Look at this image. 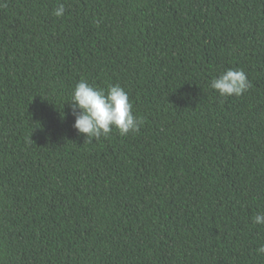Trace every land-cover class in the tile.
Returning a JSON list of instances; mask_svg holds the SVG:
<instances>
[{"label": "trees", "instance_id": "trees-1", "mask_svg": "<svg viewBox=\"0 0 264 264\" xmlns=\"http://www.w3.org/2000/svg\"><path fill=\"white\" fill-rule=\"evenodd\" d=\"M81 79L140 131L85 142ZM258 212L264 0H0V264H264Z\"/></svg>", "mask_w": 264, "mask_h": 264}, {"label": "clouds", "instance_id": "clouds-1", "mask_svg": "<svg viewBox=\"0 0 264 264\" xmlns=\"http://www.w3.org/2000/svg\"><path fill=\"white\" fill-rule=\"evenodd\" d=\"M64 13V4H59L53 15L59 18ZM210 87L221 97H239L248 91L251 82L243 69H228L214 78ZM70 105L75 115L73 127L88 143L107 137L113 130L121 136L138 133L143 125V119L133 114L129 94L120 84L109 85L105 89L81 79L73 90ZM252 222L264 225V212L256 213ZM256 251L264 254V245Z\"/></svg>", "mask_w": 264, "mask_h": 264}]
</instances>
